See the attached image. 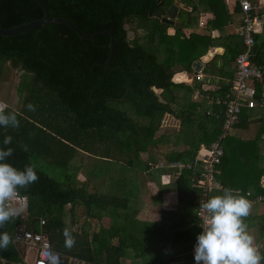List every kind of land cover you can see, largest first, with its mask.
<instances>
[{
    "label": "trees",
    "instance_id": "1",
    "mask_svg": "<svg viewBox=\"0 0 264 264\" xmlns=\"http://www.w3.org/2000/svg\"><path fill=\"white\" fill-rule=\"evenodd\" d=\"M41 1L50 17L67 18L87 35L110 30L114 38L113 54L105 67L110 35L83 39L64 23L0 35V74L5 63L22 73L17 84L20 105L2 107L21 113L20 127L10 130L16 140L15 152L5 162L19 168L31 163L40 177L37 183L18 194L27 201L26 219L9 223L6 230L14 237L16 227L26 223L28 228L37 231L40 219H44L43 229L52 248L64 257L90 264H119L121 254L117 248L108 247L104 251L93 246L101 240V229L94 240L85 233L79 235L72 231L76 245L72 249L64 246L63 214L67 204L81 205L87 215L93 213V208L101 210L105 198H118L89 190L86 181L78 179L84 157L122 159L130 167L136 163L142 165L141 152L152 142L164 115L173 113L172 89L179 86L172 81L175 67L181 65L191 70L192 62L213 46L224 47L222 54L214 56H229V61H234L243 49L242 39L238 34L223 32L232 15L239 16L240 10L235 6L229 12L224 0H198V3L205 2L213 14L207 21L208 30H218L220 34L213 37L210 32L194 31L185 36L183 28H195L198 24L200 9L196 0ZM173 4H180L177 19L184 27H176L175 33L169 34L168 28L172 25L156 19L154 14H164ZM187 6L192 7L191 11L185 10ZM44 14L35 0H0V26L4 28L40 19ZM125 24L128 29L124 28ZM213 60L205 64V72H211ZM252 60L264 64V34L255 35ZM154 88L162 92L157 95ZM29 103L36 106L34 112L28 110ZM222 108V114L205 116L210 125L202 128L197 147L211 144L220 134ZM191 115L195 114L187 117ZM134 116L141 117L140 121H135ZM239 118V123L246 126L248 120L243 108ZM226 138L218 168L226 162ZM21 145H26L27 151ZM186 154L191 158L195 155ZM170 159L184 157L178 154ZM190 174L187 170L181 173L183 183ZM220 182L223 188L227 187ZM248 188L243 187L241 193ZM259 193L264 194V189L256 180L254 195ZM261 229L263 234L264 224ZM263 249L264 242L260 248L262 253ZM0 258L6 260L4 264L20 260L14 244L0 249Z\"/></svg>",
    "mask_w": 264,
    "mask_h": 264
},
{
    "label": "crops",
    "instance_id": "2",
    "mask_svg": "<svg viewBox=\"0 0 264 264\" xmlns=\"http://www.w3.org/2000/svg\"><path fill=\"white\" fill-rule=\"evenodd\" d=\"M224 1L232 12L235 8L233 2ZM196 2L200 9L198 24L195 28L183 26L184 35L195 31L218 36V30L209 31L207 28V21L213 18V14L205 2ZM177 5L179 8L180 4ZM191 9V6L185 7L187 11ZM231 19L224 28V34H238L240 15H232ZM175 21L180 20L176 17ZM171 27L174 28L173 25ZM175 30L170 29L169 33L174 34ZM258 34H264V27ZM214 47L220 50L202 61L201 80L194 78L199 70L195 72L192 65L191 70L181 65L175 67L172 81L179 86L172 89L175 97L171 105L173 113L164 115L152 142L141 152L142 165L136 163L135 167H130L122 159L84 157L85 163L78 179L86 181L89 190L118 198H105V206L101 210L93 208V213L87 215L81 205L67 204L63 220L66 227L79 235L85 233L89 239L96 237L101 229V240L94 242L93 246L104 251L108 247L117 248L121 254L119 264H194L193 252L199 234L196 217L199 191L191 174L183 183L181 174L175 175L165 164L171 161V156L178 154L184 157L180 160H192L186 153L197 155L201 146H205H196L202 128L210 125L206 123L205 116L222 114L224 106L217 100L222 99L231 85L235 60L229 61V56H214L224 52L223 46H213L207 53ZM205 55L195 60H202ZM213 58L214 67L210 73L205 72V64ZM153 90L157 95L162 92V89ZM243 111L248 123L241 125L239 118L233 133L226 138V162L218 168L210 198L223 189L220 181L226 188H236L240 194L243 187H249L246 190L249 195L246 192L242 194L252 203L251 213L245 222L257 243L263 237L264 194L254 195V183L258 180L264 189V110L243 107ZM190 113L195 114L191 119L187 117ZM258 196H263V199L257 200ZM78 264L90 263L79 261Z\"/></svg>",
    "mask_w": 264,
    "mask_h": 264
},
{
    "label": "clouds",
    "instance_id": "3",
    "mask_svg": "<svg viewBox=\"0 0 264 264\" xmlns=\"http://www.w3.org/2000/svg\"><path fill=\"white\" fill-rule=\"evenodd\" d=\"M27 108L36 110L32 103ZM20 115L15 109L0 108V249L14 243L6 226L22 218L25 211V204L17 202L18 194L40 179L31 163L19 168L5 162L15 152L16 140L10 130L20 127ZM21 147L27 151L26 145ZM199 208L203 231L198 234L195 245L196 264H261L264 261V253L245 222L252 203L238 190L223 188L220 194L201 202ZM63 236L65 248L72 249L76 245L72 230L65 227ZM42 257L46 264H61V257L51 250L44 251Z\"/></svg>",
    "mask_w": 264,
    "mask_h": 264
},
{
    "label": "built area",
    "instance_id": "4",
    "mask_svg": "<svg viewBox=\"0 0 264 264\" xmlns=\"http://www.w3.org/2000/svg\"><path fill=\"white\" fill-rule=\"evenodd\" d=\"M232 1L234 6L240 10V27L238 34L242 39L243 49L235 58V70L231 80L229 90L224 94L221 100H217L224 106L223 122L221 132L217 138L209 145L201 146V150L190 161L171 160L165 164L171 168L175 175H180L183 171L191 172L194 186L198 188L199 197L196 205V217L198 220L199 234L203 231L200 223L201 202L210 198V193L215 184L218 165L221 157L224 155V139L233 133L239 120V115L243 107L254 109L255 107L264 110V64L255 63L252 60L253 47L255 45V35L264 27V0H228ZM194 78L201 80L203 77L200 70ZM249 195V192H246ZM263 196H258L257 200H262ZM17 202L25 204L26 198L17 197ZM23 219L26 216L23 214ZM44 219H40L37 231L27 227L26 223L19 224L14 233V246L18 251L20 260L14 264H46L42 253L51 250L64 257L58 251H55L50 243L48 234L43 229ZM263 237L257 244L263 247ZM195 251V248H194ZM194 254V252H193ZM196 264L195 259L193 260ZM5 259L0 258V263L4 264ZM76 258L66 259L65 264H78Z\"/></svg>",
    "mask_w": 264,
    "mask_h": 264
},
{
    "label": "water",
    "instance_id": "5",
    "mask_svg": "<svg viewBox=\"0 0 264 264\" xmlns=\"http://www.w3.org/2000/svg\"><path fill=\"white\" fill-rule=\"evenodd\" d=\"M44 10V16L40 19H36V20H32L30 22L24 23V24H20L14 27H9V28H4L0 26V35L2 36H10V35H15V34H19V33H23V32H27L33 28H36L40 25H46V24H56V23H64L65 25H67L69 28L73 29L80 38L83 39H94L97 35H102V34H109L110 35V43H109V48H110V53H109V57L108 60L106 61V63L104 64V66L106 67L109 60L112 57L113 54V43H114V38L112 36V33L110 30H105L102 32H95L93 34L87 35L83 32H81L70 20H68L67 18L64 17H50L49 15V11L46 7V5L41 1V0H35ZM178 5L177 4H173L171 5L164 14L156 13L154 14V17L156 19H160V21L173 25L174 28L178 27V28H182L183 27V23L180 21H175L177 14H178ZM150 16H152V13L149 14ZM125 29H128L129 26L128 24L124 25ZM173 27H169L168 28V33L170 29H173ZM129 36L132 37L133 33L132 31H129ZM170 34V33H169ZM220 50L219 47H214L212 48L207 55H205L202 60H195L192 64L193 70L196 72L198 70L201 69L202 67V61H206L208 59L209 56H212L214 52H218ZM66 263V257H61V264H65Z\"/></svg>",
    "mask_w": 264,
    "mask_h": 264
},
{
    "label": "rangeland",
    "instance_id": "6",
    "mask_svg": "<svg viewBox=\"0 0 264 264\" xmlns=\"http://www.w3.org/2000/svg\"><path fill=\"white\" fill-rule=\"evenodd\" d=\"M21 74V70L12 68L8 63L3 65L0 74V108L4 106L17 108L20 105L17 84ZM131 116L133 117V115ZM140 119L141 117L134 116L135 121L138 122ZM105 164L107 165V163ZM105 175L108 173L105 172Z\"/></svg>",
    "mask_w": 264,
    "mask_h": 264
}]
</instances>
